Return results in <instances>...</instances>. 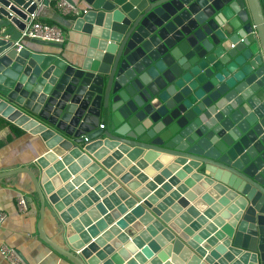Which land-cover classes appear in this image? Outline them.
<instances>
[{"label": "water", "instance_id": "1", "mask_svg": "<svg viewBox=\"0 0 264 264\" xmlns=\"http://www.w3.org/2000/svg\"><path fill=\"white\" fill-rule=\"evenodd\" d=\"M64 1L79 10L74 61L20 41L47 0H0V118L46 150L0 179L29 176L38 238L72 264H264V0ZM157 158L168 166L154 182L170 192L137 205L126 184ZM176 181L224 199L204 218L212 200L187 206ZM175 201L180 227L154 220ZM46 208L62 246L45 234Z\"/></svg>", "mask_w": 264, "mask_h": 264}, {"label": "crops", "instance_id": "2", "mask_svg": "<svg viewBox=\"0 0 264 264\" xmlns=\"http://www.w3.org/2000/svg\"><path fill=\"white\" fill-rule=\"evenodd\" d=\"M35 15L39 22L57 26L63 31L65 39L62 44V49L59 50L41 46L31 42V39L24 40L23 45L31 48L33 51L61 53L67 61H74V57L81 49V46L79 43L80 34L73 30V23L71 21L72 15L62 14L55 9L52 4H50L49 7L38 6ZM100 125H103L104 129H106L105 122L101 121ZM11 126L15 128L16 132L11 130ZM29 130L30 129H26L23 126H16L13 123L0 118V173L12 168L30 169L33 162L45 153L46 150L39 136L32 134ZM113 150H108V155L106 156L108 157ZM98 151L100 150L98 149L93 154H97ZM140 161H144L143 155L138 157L135 161L129 162L130 165L125 169L124 174H127L129 170H135V164ZM150 162L147 161V168L139 171V173L144 176V181L139 182L136 179L137 175L134 174L132 176V181L126 185L134 184L133 194L139 199L137 205L146 201L148 198H151L149 204L154 208L169 194L170 191L165 192V190H162L161 188L162 186L169 184L170 180L168 179V181H166L162 179L161 182H154V178H157L160 171L168 165H161L158 162V158L154 159L153 163ZM197 171L199 172L200 169ZM214 171L215 174L220 173L217 169ZM8 180L9 179H0V213H5L7 216L5 222L0 226V247L5 245L15 249L26 264H72L69 260L55 253L47 244L38 238L37 225L39 221V201L29 176L25 173H20L12 176L10 181ZM106 181H103L100 184L103 185ZM212 185L213 184L201 182L202 189H200L199 184H197L199 192H191L183 185V182L176 181L170 188L185 197L184 200H186L187 206L194 205L200 201L199 199L202 196L211 199L213 203L208 205L205 211L201 212V216L205 218L208 211H211L210 208L220 205L219 200L224 199V197L219 195V199L213 201L212 195L208 194L213 190ZM119 188L120 187L108 193L105 198L108 199L110 195L117 198L120 197L122 190ZM129 188L131 189V187ZM117 190H120V193H118ZM212 192L214 193V191ZM187 194H191L192 196L189 198H192L193 200L186 197L185 195ZM125 195L127 196L126 193ZM19 196H23L24 198L28 197L31 200L28 202L26 210L23 212L19 211L17 207V198ZM183 210L184 209L178 205V201H175L173 205L166 207V210L161 212L160 216L155 217L154 220L161 219L164 221L161 222V224L173 223L177 225V227H180L181 225L178 221V216ZM133 220L134 218L132 221ZM137 220L138 219L135 220L136 223ZM132 221L131 219L128 220V222ZM43 225L46 236L53 242L62 246V238L57 232V224L51 215L49 208L45 209ZM202 228H204V226ZM158 234L161 235V232ZM0 264H8L1 255Z\"/></svg>", "mask_w": 264, "mask_h": 264}, {"label": "built area", "instance_id": "3", "mask_svg": "<svg viewBox=\"0 0 264 264\" xmlns=\"http://www.w3.org/2000/svg\"><path fill=\"white\" fill-rule=\"evenodd\" d=\"M53 5L55 9L60 11L62 14L78 15L79 10L75 7L70 6L64 0H47ZM31 21L25 26L21 32L20 41L35 39L46 42H52L56 44H63L64 33L63 31L54 25L41 23L36 19L35 13L30 15ZM19 41V42H20ZM19 42L16 43L17 49L20 48ZM101 129L103 125L99 126ZM17 207L19 211L23 212L26 210V202L23 196L17 198ZM7 216L5 213H0V226L5 222ZM0 255L8 264H26L18 252L5 245L0 247Z\"/></svg>", "mask_w": 264, "mask_h": 264}, {"label": "trees", "instance_id": "4", "mask_svg": "<svg viewBox=\"0 0 264 264\" xmlns=\"http://www.w3.org/2000/svg\"><path fill=\"white\" fill-rule=\"evenodd\" d=\"M11 130H12L13 132H16V130H15V128H14L13 126H11Z\"/></svg>", "mask_w": 264, "mask_h": 264}]
</instances>
